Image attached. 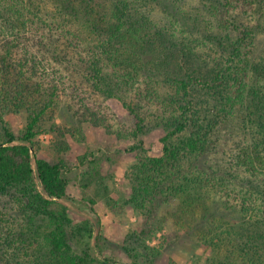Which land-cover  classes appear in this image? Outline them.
Masks as SVG:
<instances>
[{
	"label": "trees",
	"instance_id": "obj_1",
	"mask_svg": "<svg viewBox=\"0 0 264 264\" xmlns=\"http://www.w3.org/2000/svg\"><path fill=\"white\" fill-rule=\"evenodd\" d=\"M180 1L0 0V110L28 107L24 133L4 129L0 137V199L10 205L9 214L0 211V264H111L95 255L93 224L86 249L71 250L64 167L32 144L43 114L61 103L72 118L88 115L93 126L126 138L92 110L82 86L118 100L133 121L137 154L125 177L137 212L166 205L193 218L202 209L209 233L217 237L208 222L217 216L219 239L250 264H264V65L251 64L253 36L230 40L227 20L220 32L193 34ZM147 119L164 131L160 157L147 156L138 139ZM59 145L53 153L67 150ZM233 212L241 223L225 228L223 213ZM11 213L27 216L16 234ZM39 216L50 226H36Z\"/></svg>",
	"mask_w": 264,
	"mask_h": 264
},
{
	"label": "rangeland",
	"instance_id": "obj_2",
	"mask_svg": "<svg viewBox=\"0 0 264 264\" xmlns=\"http://www.w3.org/2000/svg\"><path fill=\"white\" fill-rule=\"evenodd\" d=\"M182 2L185 4L182 10L186 13L185 22L190 24L193 34L204 35L209 28L220 32L219 27L224 26V20H227L230 40L243 39L246 42L253 36L255 47L246 49L252 53L251 64L264 65V0H181L180 4ZM178 11L176 9L175 12ZM82 88L83 91L79 92L89 104H94L92 110L102 115L113 131H121L126 138L120 139L103 128L93 126L88 115L79 118L80 121L72 118L61 103L43 114L32 140L37 155L51 164L60 163L64 167L67 195L74 207L66 210L69 223L64 226L73 253L78 255L89 245L90 225L93 224L94 233L98 232L100 237V247L94 250L95 255L100 259L107 258L111 264H250L245 253L239 254V248L236 251L219 239L221 232H215L219 224L217 216L215 219V216L209 217L208 222L213 223L209 228L218 238L209 233L205 218L200 216L202 209L195 211L193 218L185 209L178 218L166 205L155 210L150 208L151 212L149 207L139 212L133 208L131 187L125 177L127 167L137 154L130 150L137 143L131 134L133 121L115 98L101 99L94 96L93 91ZM27 108L11 113L0 110V137L4 129L16 136L24 133ZM73 108L82 110L78 99H75ZM151 121L147 119L146 125ZM148 127L149 130L138 139L142 140L147 156L160 157V139L164 131L154 125ZM66 129L72 134L61 135ZM58 142L59 147L65 145L67 150L53 153ZM231 148L229 143L228 150ZM235 151L232 148V153ZM224 158L229 162L230 158ZM178 204H182L181 199H178ZM9 207V197L1 198L0 211L9 214ZM215 211L217 213L218 209ZM223 214L225 228H235L241 223L242 218L239 219L235 212ZM8 217L13 221L11 230L14 234L20 227L24 228L27 216L20 214L18 218L11 213ZM34 221L41 228L50 226V222L40 216ZM42 234L39 231L36 235Z\"/></svg>",
	"mask_w": 264,
	"mask_h": 264
}]
</instances>
